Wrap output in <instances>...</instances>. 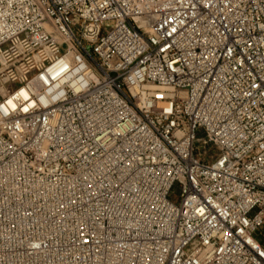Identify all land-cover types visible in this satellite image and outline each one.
<instances>
[{
    "label": "built area",
    "instance_id": "built-area-1",
    "mask_svg": "<svg viewBox=\"0 0 264 264\" xmlns=\"http://www.w3.org/2000/svg\"><path fill=\"white\" fill-rule=\"evenodd\" d=\"M0 264H264V0H0Z\"/></svg>",
    "mask_w": 264,
    "mask_h": 264
}]
</instances>
